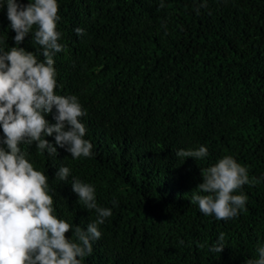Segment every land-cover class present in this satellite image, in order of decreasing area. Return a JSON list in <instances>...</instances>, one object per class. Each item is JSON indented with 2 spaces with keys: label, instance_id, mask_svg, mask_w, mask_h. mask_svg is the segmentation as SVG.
Here are the masks:
<instances>
[{
  "label": "trees",
  "instance_id": "1",
  "mask_svg": "<svg viewBox=\"0 0 264 264\" xmlns=\"http://www.w3.org/2000/svg\"><path fill=\"white\" fill-rule=\"evenodd\" d=\"M58 3L57 30L65 50L54 56L56 92L77 96L86 110L82 122L93 155L71 158L55 145V134L46 139L58 156L39 154L35 143L21 147L49 176L59 218L82 228L96 218L78 203L73 177L92 184L97 203L112 209L84 264L256 259V249L264 245V0ZM78 27L86 35L78 36ZM15 35L5 4L0 48L16 46ZM31 40L20 47L34 52L39 46ZM36 55L44 59L42 50ZM54 115L55 109L46 118L55 123ZM200 146L209 153L203 159L175 155ZM224 156H232L258 182L234 193L247 197L236 218L217 221L191 198L203 182L201 169ZM61 165L71 169L67 182L56 180ZM220 233L225 248L212 252Z\"/></svg>",
  "mask_w": 264,
  "mask_h": 264
},
{
  "label": "clouds",
  "instance_id": "2",
  "mask_svg": "<svg viewBox=\"0 0 264 264\" xmlns=\"http://www.w3.org/2000/svg\"><path fill=\"white\" fill-rule=\"evenodd\" d=\"M5 4L10 29L16 33V46L0 48V264H84V258L93 253V242L102 236L99 226L112 216V209L97 203L92 184L73 177L71 187L78 203L90 213L94 211L96 218L86 228L59 218L49 176L35 168L21 147L35 143L39 154L58 156L57 147L46 139L55 134V145L64 148L71 158L93 155V144L85 139L87 128L82 122L86 110L77 96L56 92L54 56L65 50L57 30L60 6L58 0H29L27 4L0 0V9ZM75 32L86 35L83 28ZM29 36L32 45L39 46L34 52L20 47ZM41 50L43 60L36 55ZM54 109L55 123H51L46 117ZM208 154L205 146L175 152L180 160H199ZM201 173L203 182L192 192L191 204H198L200 212L217 221L236 218L245 209L247 197L234 193L258 182L250 180L248 169L232 156L222 157ZM70 175L71 169L63 165L55 173L56 180L63 182ZM69 232L73 233L71 238L66 235ZM224 240L220 233L211 251L221 253ZM256 254L257 258L246 264H264V245L256 249Z\"/></svg>",
  "mask_w": 264,
  "mask_h": 264
}]
</instances>
